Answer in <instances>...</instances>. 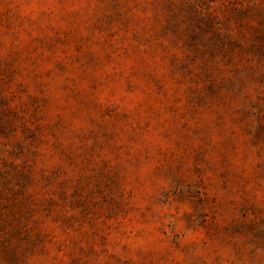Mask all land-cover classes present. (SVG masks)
Wrapping results in <instances>:
<instances>
[{
    "label": "rangeland",
    "instance_id": "obj_1",
    "mask_svg": "<svg viewBox=\"0 0 264 264\" xmlns=\"http://www.w3.org/2000/svg\"><path fill=\"white\" fill-rule=\"evenodd\" d=\"M0 264H264V0H0Z\"/></svg>",
    "mask_w": 264,
    "mask_h": 264
}]
</instances>
